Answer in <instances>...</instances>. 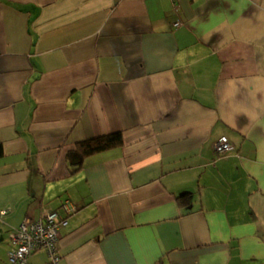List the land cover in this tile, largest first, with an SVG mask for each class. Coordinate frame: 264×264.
<instances>
[{"label":"crops","instance_id":"crops-1","mask_svg":"<svg viewBox=\"0 0 264 264\" xmlns=\"http://www.w3.org/2000/svg\"><path fill=\"white\" fill-rule=\"evenodd\" d=\"M0 143V264L67 198L61 264H264V0H0Z\"/></svg>","mask_w":264,"mask_h":264},{"label":"built area","instance_id":"built-area-1","mask_svg":"<svg viewBox=\"0 0 264 264\" xmlns=\"http://www.w3.org/2000/svg\"><path fill=\"white\" fill-rule=\"evenodd\" d=\"M233 148L227 136L221 137L216 146L217 151L222 154ZM6 212L1 211L0 215ZM76 212V203L66 201L59 209L46 213L42 220L25 218L20 227L10 234L14 247L10 254L11 263L30 264L29 258L33 251H44L48 254L49 261L43 264H59L61 255L58 252V243L63 229L69 225L70 217Z\"/></svg>","mask_w":264,"mask_h":264},{"label":"trees","instance_id":"trees-1","mask_svg":"<svg viewBox=\"0 0 264 264\" xmlns=\"http://www.w3.org/2000/svg\"><path fill=\"white\" fill-rule=\"evenodd\" d=\"M124 144H125L124 132L122 131H117L110 134L86 139L77 142L75 146L69 151L68 161L71 167L73 168V171H79L84 167V164L87 159L98 156L99 154L104 152L119 149L123 147ZM227 153L224 154L220 153V154L225 155ZM4 156H5L4 146L2 143H0V158ZM191 199H192L191 193L177 195V200L182 207L189 206L192 203Z\"/></svg>","mask_w":264,"mask_h":264},{"label":"bare ground","instance_id":"bare-ground-1","mask_svg":"<svg viewBox=\"0 0 264 264\" xmlns=\"http://www.w3.org/2000/svg\"><path fill=\"white\" fill-rule=\"evenodd\" d=\"M66 201H70V202L75 203V202H74L73 200H71L70 198H67V199H65V200L63 201V204H64ZM35 253H38V252H37V251H33V252L31 253V255H30V258H29V263H30V264H36V263H33V262L31 261V257H32ZM61 262H62V257H61V261H60L59 264H61ZM40 264H43V263H40Z\"/></svg>","mask_w":264,"mask_h":264},{"label":"clouds","instance_id":"clouds-1","mask_svg":"<svg viewBox=\"0 0 264 264\" xmlns=\"http://www.w3.org/2000/svg\"><path fill=\"white\" fill-rule=\"evenodd\" d=\"M77 211H78V206H77ZM75 214V213H74Z\"/></svg>","mask_w":264,"mask_h":264}]
</instances>
